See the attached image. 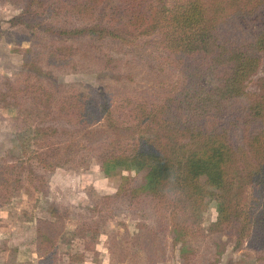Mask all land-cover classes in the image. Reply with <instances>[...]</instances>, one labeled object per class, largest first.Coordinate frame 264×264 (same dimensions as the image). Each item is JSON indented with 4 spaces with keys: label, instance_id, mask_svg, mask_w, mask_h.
<instances>
[{
    "label": "rangeland",
    "instance_id": "rangeland-1",
    "mask_svg": "<svg viewBox=\"0 0 264 264\" xmlns=\"http://www.w3.org/2000/svg\"><path fill=\"white\" fill-rule=\"evenodd\" d=\"M24 5L0 0V107L16 112L7 118L0 112V264H264L263 249L248 235L239 238L232 226L219 225L215 199L191 208L194 216L184 215L171 194L155 197L138 189L148 168H119L106 176L99 155L87 144L111 137L106 122L96 116L93 130H87L86 123L79 127L62 112L63 97L74 93L97 105L108 97L116 117H121L117 100L123 96H141L160 106L166 95L195 85L178 65L186 64L183 56L138 31L128 41L55 40L58 50L51 55L38 29L12 24ZM60 12L48 19L56 27L65 26L58 22L62 16L67 26L81 24L77 14ZM240 18L250 34L257 33L255 17ZM27 63L45 72L32 74L29 85L47 86L58 99L50 115L33 116L37 103L22 89ZM263 76L264 51L249 92L258 89ZM11 79L20 87L18 104L8 96ZM210 123L221 125L225 119ZM72 139L76 144L58 166L46 168L29 159L40 153L54 161ZM182 225L184 233H179Z\"/></svg>",
    "mask_w": 264,
    "mask_h": 264
},
{
    "label": "trees",
    "instance_id": "trees-1",
    "mask_svg": "<svg viewBox=\"0 0 264 264\" xmlns=\"http://www.w3.org/2000/svg\"><path fill=\"white\" fill-rule=\"evenodd\" d=\"M22 2L23 10L12 24L38 29L51 55L58 50L55 40L128 41L127 36L138 31L171 54L183 56L186 64L178 65L194 78L195 85L166 95L159 100L160 106L141 96H123L117 100L121 117H116L108 97L97 105L91 97L74 93L63 97L62 112L69 120L79 121V127L86 123L87 130H93L96 116L106 122L111 137L87 141L99 155L106 176L119 168H148L146 181L138 189L155 197L171 194L184 215L194 216L191 208L205 206L208 197L215 199L219 225L232 226L239 238L248 235L264 256V76L255 92L247 89L264 51V0ZM62 10L77 14L81 24L67 26L65 16L58 18L65 23L62 27L48 21ZM251 16L258 24L255 34L248 32L240 18ZM40 73L45 72L28 66L22 87L37 103L33 116L38 118L50 115L58 101L46 85H29V77H41ZM13 85L9 80L8 96L16 103L20 87ZM211 118L225 119V123H210ZM74 140L64 142L54 161L40 153L29 159H38L46 168L58 166L62 154L76 144ZM179 228L184 233L185 227Z\"/></svg>",
    "mask_w": 264,
    "mask_h": 264
},
{
    "label": "crops",
    "instance_id": "crops-1",
    "mask_svg": "<svg viewBox=\"0 0 264 264\" xmlns=\"http://www.w3.org/2000/svg\"><path fill=\"white\" fill-rule=\"evenodd\" d=\"M4 108V107H3ZM2 107H0V112L4 115V116H6V118L7 117H15L16 116V112L15 113H13V111H12V109L11 108H9V107H7L6 109V111L4 112V109H3ZM5 118V119H6ZM0 123H1V121H0Z\"/></svg>",
    "mask_w": 264,
    "mask_h": 264
}]
</instances>
